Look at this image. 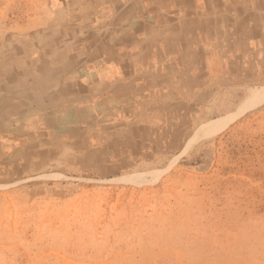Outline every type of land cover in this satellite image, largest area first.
Returning <instances> with one entry per match:
<instances>
[{
    "label": "crops",
    "instance_id": "obj_1",
    "mask_svg": "<svg viewBox=\"0 0 264 264\" xmlns=\"http://www.w3.org/2000/svg\"><path fill=\"white\" fill-rule=\"evenodd\" d=\"M28 3L0 28V185L169 168L163 178L198 147L253 124L249 111L194 140L264 88V0ZM30 194L14 188L0 201Z\"/></svg>",
    "mask_w": 264,
    "mask_h": 264
},
{
    "label": "rangeland",
    "instance_id": "obj_2",
    "mask_svg": "<svg viewBox=\"0 0 264 264\" xmlns=\"http://www.w3.org/2000/svg\"><path fill=\"white\" fill-rule=\"evenodd\" d=\"M28 1L0 0V28L28 13ZM247 112L248 130L213 138L163 178L169 168L152 178L53 173L0 185L31 192L0 201L12 225L0 223V264H264V88L194 140Z\"/></svg>",
    "mask_w": 264,
    "mask_h": 264
}]
</instances>
